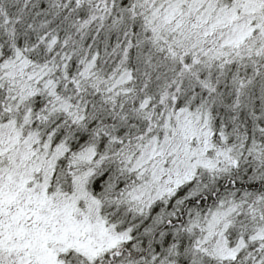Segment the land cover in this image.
Segmentation results:
<instances>
[{"label":"snow or ice","instance_id":"1","mask_svg":"<svg viewBox=\"0 0 264 264\" xmlns=\"http://www.w3.org/2000/svg\"><path fill=\"white\" fill-rule=\"evenodd\" d=\"M0 264H264V0H0Z\"/></svg>","mask_w":264,"mask_h":264}]
</instances>
